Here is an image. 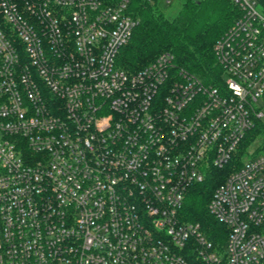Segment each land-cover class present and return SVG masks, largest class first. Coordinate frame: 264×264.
<instances>
[{
	"label": "built area",
	"instance_id": "obj_1",
	"mask_svg": "<svg viewBox=\"0 0 264 264\" xmlns=\"http://www.w3.org/2000/svg\"><path fill=\"white\" fill-rule=\"evenodd\" d=\"M130 1L0 0V264H264V144L241 151L263 116L264 0H230L214 85L167 52L118 68ZM227 167L207 206L219 258L179 210Z\"/></svg>",
	"mask_w": 264,
	"mask_h": 264
},
{
	"label": "trees",
	"instance_id": "obj_2",
	"mask_svg": "<svg viewBox=\"0 0 264 264\" xmlns=\"http://www.w3.org/2000/svg\"><path fill=\"white\" fill-rule=\"evenodd\" d=\"M102 1L114 3L118 0ZM175 2L176 10L170 14V5L130 1L128 13L137 20V25L127 44L120 49L116 65L125 72L134 73L160 53L167 52L173 55L176 67L195 75L204 84L214 85L221 80V70L213 54V45L233 23L238 10L230 0ZM256 141L264 144L261 121L243 141L241 151ZM229 170L228 167L212 170L202 183L192 185L179 210L181 220L198 224L212 247L219 250L223 248L228 229L209 213L207 206Z\"/></svg>",
	"mask_w": 264,
	"mask_h": 264
},
{
	"label": "rangeland",
	"instance_id": "obj_3",
	"mask_svg": "<svg viewBox=\"0 0 264 264\" xmlns=\"http://www.w3.org/2000/svg\"><path fill=\"white\" fill-rule=\"evenodd\" d=\"M175 10H176V2L175 1H173L171 4H170V10H169V12H170V14H173L174 12H175ZM257 107L260 109V111L263 113V116H262V118H261V122H262V124H264V99H260L259 101H258V104H257ZM256 129V128H255ZM225 244V243H224ZM223 247H224V245H223ZM216 250V252L218 253V256H219V258H223V254H224V249L222 250V249H215Z\"/></svg>",
	"mask_w": 264,
	"mask_h": 264
}]
</instances>
